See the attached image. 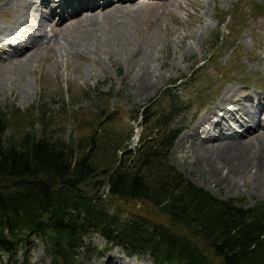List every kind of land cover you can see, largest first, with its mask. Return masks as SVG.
<instances>
[{
	"label": "trees",
	"instance_id": "16d2710c",
	"mask_svg": "<svg viewBox=\"0 0 264 264\" xmlns=\"http://www.w3.org/2000/svg\"><path fill=\"white\" fill-rule=\"evenodd\" d=\"M176 88L170 83L159 104L131 116L143 126L134 152L126 150L130 134L112 128L102 105L81 127L89 126L87 134L71 142L52 126L54 115L71 116L65 102L52 110L53 102L39 98L24 115L16 106L0 109V262L20 264L19 252L34 238L49 264H82L96 233L154 264H264V199L246 207L243 199L219 198L170 164L184 115ZM84 94L96 104L114 97L99 87ZM20 116L30 131L8 135ZM132 200L155 215L122 219L118 201Z\"/></svg>",
	"mask_w": 264,
	"mask_h": 264
},
{
	"label": "rangeland",
	"instance_id": "374dc122",
	"mask_svg": "<svg viewBox=\"0 0 264 264\" xmlns=\"http://www.w3.org/2000/svg\"><path fill=\"white\" fill-rule=\"evenodd\" d=\"M11 1L13 2L8 8L5 0H0V27L9 33L4 36L6 39L2 47L5 48L0 50V109L6 110L16 106L24 115L39 98L53 102L52 110L58 109L65 102L71 116L54 115L52 126L55 125L54 127L61 130L57 136L71 142L81 136L80 134H87L89 126L85 130L81 127H85V122L94 121V108L102 105L104 111L112 112V128L117 133L130 134V140L125 143L126 150L134 152L143 126L140 117L131 120V116L145 106L159 104L160 92L170 83H174L182 101L184 115L177 119L179 134L169 152L170 164L195 185L219 198L243 199L246 207L264 199V185L258 184L251 190L246 183L252 175L237 180L236 185L232 184L233 179L230 182L225 179L226 173L222 178L218 175L216 178L211 176L213 170L207 167V164L201 163L200 157L192 148L193 141L186 138L194 134L195 127L219 104L227 89L233 87V93L236 90L231 96L234 100L242 95L240 92L243 89L246 93L264 95V69L260 60L263 47L261 40L264 39V1L166 0L156 5H142L139 10L141 12L137 13L139 20L136 27L127 25L129 22L125 23V17L122 20L125 27L115 29L113 35L122 33L141 43L140 40L147 34L154 33L152 37L157 40V44H154L156 58L151 66L153 74L155 72L158 77L155 83L153 76L148 78L154 85L143 94L139 90L138 78H135L138 66L134 53L128 56V52L123 56L118 50L109 49L101 50V53H90L78 50V47L70 51L67 42L74 35L68 25L71 18L64 22L66 24L63 23L66 26L64 31H55L58 29L55 27L58 23L56 18L53 22L55 25L45 24L42 30H38L39 27L20 28L13 22L24 20L27 21L26 26H33L36 21L26 18L24 11L28 10L27 7H22L21 0ZM49 1H52V4L44 0H32L31 5L44 16L62 10L60 7L53 9L58 0ZM61 25L62 23L58 26ZM53 27L54 31L51 30ZM22 35L28 38L40 36L44 46L47 45L46 51L50 53L48 57L42 52L34 64L27 63L22 69L20 62L25 61V56L4 58L8 48L6 44L22 45L24 42L19 40ZM61 46L65 53L60 51ZM97 87L104 93L113 94L114 97L105 100V104H96L95 100L87 99L84 93ZM248 109V112H251L255 107ZM238 115L239 113L235 114V117L238 118ZM230 121L229 119L227 124L231 127H239ZM14 128V132L9 131L8 135H25L30 131V120L26 116L21 120L20 116ZM38 130L37 125L34 134ZM118 202L124 212L122 219L128 212L155 215L154 209L142 201ZM89 239L92 250L83 256L82 264H107L110 259L111 262L115 260L113 257L137 264H154L148 255L128 256L118 246H107L105 239L99 234L93 233ZM17 259L20 264H49L43 247L34 238L29 239Z\"/></svg>",
	"mask_w": 264,
	"mask_h": 264
},
{
	"label": "bare ground",
	"instance_id": "6f19581e",
	"mask_svg": "<svg viewBox=\"0 0 264 264\" xmlns=\"http://www.w3.org/2000/svg\"><path fill=\"white\" fill-rule=\"evenodd\" d=\"M44 1L48 4H52V1ZM67 1L69 5L68 7H70L73 2H81V0ZM164 1L166 0H102V2H100V0H93L89 5L80 9H78L79 7L75 8L76 11L74 10L73 16L71 13H65L63 9H59V13L53 11L47 16H44L41 12L32 7V0H21L20 4L22 7L25 6L28 10V12L24 11V15L29 20L33 18L36 21V25L26 26L27 21L24 20L13 23L14 25H19L18 27L20 28L27 27L31 29L33 27H39L38 30H42V27H45V24L50 25L51 23L52 25H55L53 22L57 19L58 23H56L55 27L58 29L53 27L51 30L54 31L55 29V31H64L66 26H64L63 23L71 18L68 25L72 28L71 30L74 35L72 36V39H69L67 42V44L70 45V51L71 49L75 50V48L78 47V50H86L90 53H101L100 51L104 49H109L110 51L118 50L123 56L127 55L128 52V56H132L134 53L138 66L135 78H138L140 84L139 90L140 93L143 94L154 85L155 80L158 77L155 72L153 74V67L151 66V63L154 62L156 58L154 54V44H157V40L152 37L154 33L147 34L142 40H140L141 43L139 41H133L129 35H122V33L113 35V33H115V29L125 27L122 21L125 17V23L129 22L127 25L131 24V27H136L139 20L137 13L145 3L156 5ZM11 2L13 1L5 0V4H8V8L11 5ZM65 2L66 0H58L57 6L53 7V9L64 7ZM85 3H83V5ZM61 23L62 25L59 27L58 25ZM13 29H11V31H13ZM258 29L260 30V28ZM7 34L9 33L0 27V50L5 48L2 47V44L6 39L4 36H7ZM262 35L264 36V32ZM68 37L70 36L68 35ZM19 40L24 43L22 45L11 43L6 44L8 48L5 51L6 57L4 58L12 59V57L16 55L25 56V61L20 62L21 69L27 63H33L38 59L42 52H44L46 57L50 54L48 53L49 51H46L48 49L47 45L44 46V43L42 42L43 40L40 36H34L31 38L23 36ZM261 43L263 44V47L260 52V60L262 62V69H264V39L261 40ZM60 48V51L65 53L62 46ZM152 76L154 77V83L153 81L150 82L148 79ZM233 89V87L227 89L221 97L219 104L215 106L210 114L195 127L194 134L186 138H190L193 141L192 148L200 157L201 163L207 164V167H210L211 170H213L211 176L216 178L215 176L218 175V177L222 178L224 173H226L224 176L225 179H227L228 182L233 179L234 182L232 184L236 185L237 180L239 181L252 175L253 177L250 181H246L249 188L252 190L258 184H260V186L264 185V116L262 117V114L264 115V105H262L264 104V95L262 93L253 95L249 92L246 93V90L243 89L240 92L242 95H239L240 97L234 100L235 98L233 99L231 96L236 93V90L233 93ZM247 107H255V109L248 112L249 109ZM237 113H239L238 118L235 117V114ZM229 119L239 127L235 128L231 127L230 124H227ZM211 130L214 132H210ZM113 258L115 260L111 262L110 259V262L108 261L107 264H137L135 262H128L119 257Z\"/></svg>",
	"mask_w": 264,
	"mask_h": 264
}]
</instances>
